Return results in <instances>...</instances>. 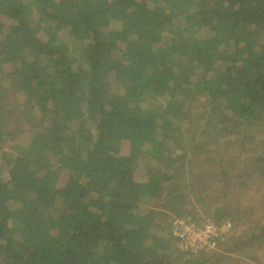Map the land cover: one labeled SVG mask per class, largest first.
<instances>
[{"label":"trees","instance_id":"16d2710c","mask_svg":"<svg viewBox=\"0 0 264 264\" xmlns=\"http://www.w3.org/2000/svg\"><path fill=\"white\" fill-rule=\"evenodd\" d=\"M193 203L217 257L174 256ZM234 260H264V0H0V264Z\"/></svg>","mask_w":264,"mask_h":264},{"label":"built area","instance_id":"2783aa9c","mask_svg":"<svg viewBox=\"0 0 264 264\" xmlns=\"http://www.w3.org/2000/svg\"><path fill=\"white\" fill-rule=\"evenodd\" d=\"M171 230L177 242L194 254L218 248L224 233L219 223L210 217L196 221L176 216Z\"/></svg>","mask_w":264,"mask_h":264},{"label":"rangeland","instance_id":"374dc122","mask_svg":"<svg viewBox=\"0 0 264 264\" xmlns=\"http://www.w3.org/2000/svg\"><path fill=\"white\" fill-rule=\"evenodd\" d=\"M25 142H29V139H30V134H28V133H26L25 134ZM138 163H139V165L137 166V172H138V176L141 178V179H143L144 177H145V172H146V169H148V165H153V164H155V163H157L156 161H154L152 158H149L148 156H145V157H142V158H140V160H138ZM202 196H204V197H207L206 196V194L205 193H203L202 194ZM145 199H147V198H145ZM194 204V207H195V209L193 210L194 211V214L195 215H198V216H205V217H212L213 216V212H214V210L211 208V210L209 211V210H207L206 208H205V206H204V204L203 203H193ZM150 205V203L148 204V201L146 200H144L143 201V203L141 204V208L142 209H145V208H147L148 206ZM175 218V217H174ZM168 221H169V219H167ZM225 218L223 219V225H221V227H222V230H223V232H225V236L227 237V235L228 236H232L233 235V233H234V231H235V228H234V225L232 224V223H230V222H228L227 220H225ZM171 224H172V221L170 220V232L169 233H171ZM170 235V234H169ZM171 236H172V233H171ZM171 236H168V237H171ZM170 244H172L173 245V247L175 248V250H174V256H180V254H177V253H179L182 249L183 250H185L174 238H173V236H172V239H171V243ZM179 246V247H181L180 249L179 248H177L176 246ZM212 250V249H211ZM211 250H209L210 252H207V254H206V256H210V255H213L214 257H217L218 256V254H219V248H217V249H213L212 251ZM261 253H262V251H260ZM182 254V253H181ZM202 254H204V253H202ZM200 255V253L199 254H197V255H192L191 257H197V256H199ZM237 256V255H236ZM182 258H185V257H182ZM177 259H180L181 260V258L179 257V258H177ZM234 262H235V264H240L237 260H234ZM261 264H264V260H262V262H260Z\"/></svg>","mask_w":264,"mask_h":264},{"label":"clouds","instance_id":"9594fccd","mask_svg":"<svg viewBox=\"0 0 264 264\" xmlns=\"http://www.w3.org/2000/svg\"><path fill=\"white\" fill-rule=\"evenodd\" d=\"M205 217V216H204ZM171 233H172V230H171ZM173 236V235H172ZM175 239V238H174Z\"/></svg>","mask_w":264,"mask_h":264}]
</instances>
